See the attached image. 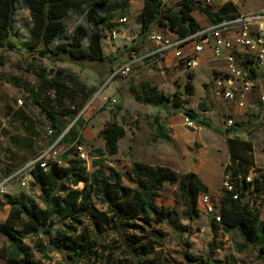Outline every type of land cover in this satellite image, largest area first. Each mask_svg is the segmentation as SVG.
Instances as JSON below:
<instances>
[{"label": "rangeland", "instance_id": "rangeland-1", "mask_svg": "<svg viewBox=\"0 0 264 264\" xmlns=\"http://www.w3.org/2000/svg\"><path fill=\"white\" fill-rule=\"evenodd\" d=\"M180 1L164 0V3L166 8H175ZM219 1L215 0L214 4L217 5ZM241 3L244 5L242 9L248 12L264 7V0L262 5L258 0H242ZM89 8L90 5L78 8L64 19L66 30L51 47L56 49L59 44L70 42L77 27L83 26L88 32L83 46L88 48L92 35L100 31L107 60H85L72 64L41 58L26 48L32 39L34 21L27 1L20 0L17 3L15 30L19 42L25 47L20 51H0V180L26 169V176L31 177L32 181L28 188H22L20 182L9 187V194L12 193L0 202V223L5 218L4 205L8 196L17 198L26 193L45 208L40 199L41 191L30 174L39 158L61 162V156L72 150L71 158L79 160V150L83 148L88 158V161H82L87 174L92 175L98 169L93 165L94 161L100 162L107 176L121 174L123 186L135 193L140 192L152 200L155 206L165 209L168 215L162 223H157L154 217L149 225L139 215L133 220L135 225L128 222L125 224L126 233L122 235L107 220H103L101 229L98 230L95 220L87 219L86 225L99 233L104 244L118 240L121 245V249L113 253L110 264H117L122 260L124 237L132 240L131 246L138 253L144 252L149 258L156 254L162 255L172 260L173 264H264V255L262 257L258 247L252 244L245 247V241L239 232L225 234L223 227L219 225L215 237L216 250L212 255V217L200 207L194 218L189 219L186 216L187 205L178 190L179 185H166L163 190L156 191L148 180L139 181L131 172L136 162L170 168L179 176L193 171L208 186V193L219 206L222 202L224 170L230 162L225 136L227 130L233 131L229 137L241 138L252 144L253 167L259 170L258 177L262 173L264 175V103L260 102L264 93L262 87L250 94L247 108L240 109L236 104L215 96L213 79L217 72L209 71L208 67L179 73L164 63L162 70L157 63L138 61L129 76L113 78L124 64L153 50V44L149 41L151 33H160L172 39L179 35L176 30L163 23L155 24L143 35V20L151 14L144 0H109L107 5L98 9L100 16L110 17L105 27H96L89 21ZM193 16L202 27L209 24L202 12L195 11ZM123 19H126L124 23L121 22ZM114 31H119L120 34L114 37ZM217 65L219 62L216 61L209 63V67ZM59 70L64 71L66 82L76 91L65 98L56 88L41 87L38 77L39 72L45 71L52 78ZM145 82L152 83L159 92L178 100L181 108L176 109L172 103L152 106L136 102L130 93V86L141 87ZM26 88L43 95L44 101L61 115L62 123L69 128L68 131L80 120L76 131L82 133V141L77 140L73 145L51 143V124L41 108L27 99L29 93ZM202 103L207 109L202 107ZM188 111L197 113L195 128H188L184 124ZM113 119L125 128L126 135L119 144L118 155L109 156L105 153V141L100 134ZM229 119L234 120L232 128L226 126ZM237 129L240 131L237 132ZM79 188L82 189L83 185ZM13 189L18 194L12 195L15 192ZM93 202L101 212L107 211V203L102 197L93 198ZM111 217L110 214L108 219ZM261 218L264 221V202ZM62 227V222L55 219V229ZM154 233H157L158 239L152 237ZM52 236L43 233L25 241L33 248L35 242L42 240L48 247L50 260L35 252V259L39 263L104 264L95 259L71 263L52 245V240H55V236ZM139 240L143 243H139ZM8 247V238L1 236L0 264H9L1 253L3 248ZM188 253L196 256L198 261L190 260L186 256Z\"/></svg>", "mask_w": 264, "mask_h": 264}, {"label": "trees", "instance_id": "trees-1", "mask_svg": "<svg viewBox=\"0 0 264 264\" xmlns=\"http://www.w3.org/2000/svg\"><path fill=\"white\" fill-rule=\"evenodd\" d=\"M20 0H0V51H20L23 47L18 40L15 30V18L17 14V3ZM29 5L30 14L34 21V31L30 44L26 47L41 58H47L53 62H70L79 64L85 60H107L103 52L100 31L95 32L88 48L83 46V41L88 37V32L83 26L77 27L75 35L70 42L59 44L56 49L51 45L59 35L65 32L64 19L74 10L85 5H90L88 11L89 21L96 27H105L110 21L108 16H100L98 9L108 4L109 0H26ZM148 11L151 13L143 20V35L150 31L155 24H166L172 27L179 36L188 37L194 35L204 28L193 16L195 11L202 12L212 24H218L232 15L238 13V7L231 2L226 3L221 9H212L199 5L194 0H181L175 8H166L164 0H144ZM137 50V48H134ZM255 73V70L251 68ZM41 87H53L61 92L62 97H67L74 92L66 82V75L59 70L52 78L45 71L38 73ZM29 93L28 100L41 108L43 115L51 124V143L74 144L77 140L82 141V133L77 132L78 120L70 131L62 123L61 115L55 108L44 101L40 92L26 88ZM130 93L136 102L144 105L163 106L172 103L176 109L181 108V103L161 92L150 82H145L141 87L130 86ZM207 109L204 103L201 104ZM66 116L67 113H66ZM186 116L193 120L197 118L195 111H188ZM71 117V116H70ZM240 126H242L240 124ZM240 131L237 129V132ZM233 131L227 130L226 142L229 148L231 165L225 171L231 172L238 180L237 193L222 192L221 214L222 227L225 234L234 231L240 233L245 241V247L250 244L260 250L264 255V221L262 220L264 176L263 180L255 178L253 182L240 179L247 175L253 167V147L250 142L241 138L229 137ZM101 137L105 141V153L116 156L119 153V144L125 138V128L116 120L108 122L101 131ZM72 150L61 156L64 165L51 164L47 170L41 166L34 167L30 174L35 180V185L41 191L42 208L36 200L26 197L10 198L7 205L11 210L7 220L0 223V237L8 238L9 247L1 250L2 257L8 259L9 264H41L35 259V252L44 259L48 257V247L40 240L30 247L25 241L32 236L47 234L55 236L52 240L60 253L71 263L81 260L110 264L113 256L121 245L118 240L104 244L99 233L92 231L86 220H95L96 227L101 229L103 220L113 224L120 235L125 234V224L135 225L133 220L138 216L144 218V223L154 219L162 223L168 216L165 209L155 206L152 200L146 198L140 192H133L130 188L123 186V177L119 173L112 176L105 174L103 166L98 161L93 165L98 167L89 175L81 160L71 158ZM104 155L103 152H100ZM132 175L139 181L148 180L152 188L161 191L166 185H179V193L187 205L186 216L193 219L199 209V198L201 194L209 192L199 176L189 172L179 176L174 170L162 166H153L136 162L133 164ZM80 185L83 188L80 189ZM102 197L107 203V211L101 212L93 202V198ZM111 214V218L108 216ZM107 218V219H106ZM55 219L62 222L63 227L55 229ZM217 224L213 221L214 240L210 243V251L213 255L216 250ZM55 229V230H54ZM82 229V231H80ZM54 232V233H53ZM101 232V231H98ZM52 236V238H53ZM151 237V235H150ZM158 239L157 233L152 235ZM123 239V238H122ZM157 241V240H156ZM124 251L122 260L117 264H173L172 260L162 255H154L149 258L144 252L138 253L131 246L129 237L123 239ZM143 243L142 240L138 241ZM114 253V254H113ZM190 260H197L196 256L186 254ZM207 264H209L207 262Z\"/></svg>", "mask_w": 264, "mask_h": 264}, {"label": "built area", "instance_id": "built-area-1", "mask_svg": "<svg viewBox=\"0 0 264 264\" xmlns=\"http://www.w3.org/2000/svg\"><path fill=\"white\" fill-rule=\"evenodd\" d=\"M230 1L236 5L242 0ZM212 2L213 0H206V5ZM125 21L126 19L121 20L122 23ZM118 34H120L119 31L113 32L114 37ZM149 41L153 44V50L139 59H133L124 64L113 78L129 76L138 61L157 63L163 70L162 63L165 64L168 57L173 55L176 67L182 71H196L204 59L210 63L219 62V65L212 67V71L217 72L213 79L214 94L223 101L236 104L240 109L247 108L248 97L258 87L261 86L264 92V10L253 14L237 13L188 37L178 36L172 39L160 33H151ZM251 68L255 70V73L251 71ZM260 102L264 103V93L261 95ZM184 120L186 127L195 128L191 117L185 116ZM226 126L234 127V120L229 119ZM79 156V160L88 161L83 148H80ZM51 164L62 165L61 162H51L41 157L35 162L34 167L41 166L47 170ZM230 165L231 157L225 170ZM225 170L223 191L235 193L234 198L238 199L239 193H237L238 188L235 182L238 179ZM257 173L258 170L252 167L249 173L244 174L240 179H246L248 182H253L255 178L263 180L261 176H257ZM30 178L26 176V169H23L0 181V202L9 194L12 182H20L22 188H28L32 181ZM200 207L217 225L222 226L221 206L215 203L209 193L200 195Z\"/></svg>", "mask_w": 264, "mask_h": 264}, {"label": "crops", "instance_id": "crops-1", "mask_svg": "<svg viewBox=\"0 0 264 264\" xmlns=\"http://www.w3.org/2000/svg\"><path fill=\"white\" fill-rule=\"evenodd\" d=\"M194 2H196L197 4H199V5H203V6H206V7H209L210 9H212L213 11H217V10H219V9H221L226 3H228V2H231L230 0H220L219 1V3L217 4V5H215L214 3H215V0H213V2L210 4V5H206V0H194ZM258 2H259V4L260 5H262L263 4V0H258ZM232 3V2H231ZM235 5V4H234ZM242 3L241 2H238L237 4H236V6L238 7V13H243V14H253V13H257V12H260V11H262V10H264V7L262 8V9H258V11H252V12H248V11H244L242 8H244V5H242ZM208 20V19H207ZM207 22H209V24L207 23V26L206 27H203L204 29H206V28H209L210 26H212L213 24L208 20ZM209 61L207 60V59H204L203 61H202V64H201V66L200 67H208L209 68V71H211L212 70V67H209ZM165 65L168 67V68H174V69H176V72H183L182 70H179L178 69V67H176V65H175V62H174V59H173V55H170L169 57H168V59H167V61H166V63H165ZM197 71V70H196ZM184 73V72H183ZM152 84V83H151ZM153 85V84H152ZM153 87H155V85H153ZM122 141V140H121ZM121 141H120V143H121ZM258 169V168H257ZM259 171V170H258ZM190 172H192V173H195V172H193V171H190ZM195 174H197L198 175V173H195ZM199 176V175H198ZM6 178H3L2 180H5ZM2 180H0V181H2ZM16 184V182H12L11 183V185H10V187H13L14 185ZM37 187V186H36ZM208 187V186H207ZM13 191H15L14 189H13ZM12 193V192H11ZM10 193V194H11ZM9 194V195H10ZM15 194H18V192L17 191H15V192H13V194L12 195H15ZM23 197H26V198H32V199H34L33 198V196H31V195H28V194H26L25 193V196H23ZM18 198V197H17ZM220 206H221V204H220ZM10 210H11V208H10V206L9 205H7V204H5L4 205V221L3 222H1V223H4L6 220H7V218H8V216H9V213H10Z\"/></svg>", "mask_w": 264, "mask_h": 264}]
</instances>
